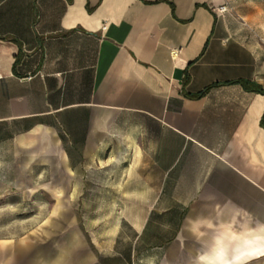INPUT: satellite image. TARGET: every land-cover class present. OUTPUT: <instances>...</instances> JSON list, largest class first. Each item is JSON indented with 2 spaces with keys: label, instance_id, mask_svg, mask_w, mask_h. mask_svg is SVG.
Listing matches in <instances>:
<instances>
[{
  "label": "crops",
  "instance_id": "0c3cea01",
  "mask_svg": "<svg viewBox=\"0 0 264 264\" xmlns=\"http://www.w3.org/2000/svg\"><path fill=\"white\" fill-rule=\"evenodd\" d=\"M259 88L264 0H0V172L52 154L91 192L59 264H264ZM41 246L0 238V264Z\"/></svg>",
  "mask_w": 264,
  "mask_h": 264
},
{
  "label": "rangeland",
  "instance_id": "374dc122",
  "mask_svg": "<svg viewBox=\"0 0 264 264\" xmlns=\"http://www.w3.org/2000/svg\"><path fill=\"white\" fill-rule=\"evenodd\" d=\"M58 162V156L44 154L37 156L36 161H30L32 169L0 172V238L11 237L14 242L22 234L40 236L42 258L55 259L47 264H59L60 260L68 258L69 218L68 213L62 211L68 212L72 206L77 208V215L83 217L84 209L91 205L83 198L86 193H91L90 188L59 185L60 180L85 178L84 172L54 169ZM3 179L10 181L9 184L3 186ZM93 189L94 195H126L132 190L120 187ZM76 196H81L82 202L77 203ZM79 221L82 226V219ZM53 247L60 251L54 252Z\"/></svg>",
  "mask_w": 264,
  "mask_h": 264
},
{
  "label": "built area",
  "instance_id": "2783aa9c",
  "mask_svg": "<svg viewBox=\"0 0 264 264\" xmlns=\"http://www.w3.org/2000/svg\"><path fill=\"white\" fill-rule=\"evenodd\" d=\"M214 10L217 13L222 14L228 10V5L226 3L220 4L216 8H214Z\"/></svg>",
  "mask_w": 264,
  "mask_h": 264
},
{
  "label": "trees",
  "instance_id": "16d2710c",
  "mask_svg": "<svg viewBox=\"0 0 264 264\" xmlns=\"http://www.w3.org/2000/svg\"><path fill=\"white\" fill-rule=\"evenodd\" d=\"M244 83V85L246 86V87H250V85H252V83H248V82H243ZM259 91H264V90H262V89H258Z\"/></svg>",
  "mask_w": 264,
  "mask_h": 264
},
{
  "label": "clouds",
  "instance_id": "9594fccd",
  "mask_svg": "<svg viewBox=\"0 0 264 264\" xmlns=\"http://www.w3.org/2000/svg\"><path fill=\"white\" fill-rule=\"evenodd\" d=\"M201 259H207V257H201Z\"/></svg>",
  "mask_w": 264,
  "mask_h": 264
}]
</instances>
